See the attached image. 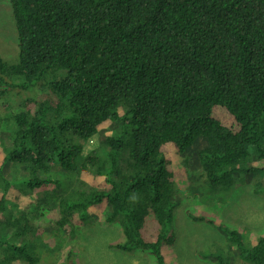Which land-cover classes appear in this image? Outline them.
I'll use <instances>...</instances> for the list:
<instances>
[{
	"label": "trees",
	"instance_id": "1",
	"mask_svg": "<svg viewBox=\"0 0 264 264\" xmlns=\"http://www.w3.org/2000/svg\"><path fill=\"white\" fill-rule=\"evenodd\" d=\"M9 2L18 56L0 55V134L12 132L0 161V264L40 261L24 239L44 234L34 225L50 221L45 209L68 235L74 220L107 211L125 237L111 247L168 264L188 183L215 195L235 174L264 173V0ZM101 131L103 145L85 149ZM8 163L28 176L8 179ZM49 184L67 188L56 205ZM33 195L49 206L31 218ZM14 198L20 215L2 217ZM190 208L191 220L224 230ZM225 230L240 260L264 264V234L246 245Z\"/></svg>",
	"mask_w": 264,
	"mask_h": 264
},
{
	"label": "rangeland",
	"instance_id": "2",
	"mask_svg": "<svg viewBox=\"0 0 264 264\" xmlns=\"http://www.w3.org/2000/svg\"><path fill=\"white\" fill-rule=\"evenodd\" d=\"M9 3V4H8ZM9 0H0V55L7 62L17 60V32L15 21L10 10ZM3 100L0 99V105ZM15 105V104H14ZM15 112V107L10 108ZM8 111L7 108H0V114ZM12 132L4 130L0 134V161L3 160L6 149L12 145ZM103 133L97 134L91 140L81 142L85 149L92 146L98 148L103 145ZM262 164L261 161L253 162ZM252 164V163H251ZM245 167H249L247 164ZM241 166V167H244ZM17 172H13V165L8 163L6 172L8 179L12 180L15 175L18 178L27 177L28 173L22 169L20 165H16ZM57 168L56 172H52L53 179L60 178L58 174L63 171ZM10 173L11 176H10ZM252 174V175H251ZM251 175V177H249ZM77 176V175H76ZM61 179H64L61 178ZM56 180V179H55ZM76 183H81L77 177ZM190 182V179H187ZM69 182L63 180V184ZM181 188L184 182H179ZM185 192L187 196L182 195L183 201L177 200L176 208L173 210V218L171 221L172 229L176 234V240L172 247L165 248V256L168 264H220L217 255L225 260L232 258L231 262L237 264H246L240 260L238 251L234 243L231 242V236L225 230L226 228L237 230V234L241 235L246 245H254L258 238L264 234V173H238L235 174L229 182L231 191L227 193L224 189H218V193L214 195L206 183L195 185L188 183ZM49 184L52 192L53 200L49 205H56L60 197L66 191V186H58ZM186 186V185H185ZM180 193L178 198L181 196ZM32 200L30 208V216H33L41 207L49 206L45 204L36 205L35 195L30 197ZM24 203L22 200L14 198V201L8 200V203L1 213L2 217L9 214L13 218H17ZM191 207L190 211L194 215H205L212 218L214 222L223 224V229L213 228L210 224L204 222H195L186 214V208ZM50 221L45 222L36 217L34 227L44 230L41 236L28 234L26 242L33 245L32 253L38 256L37 264H151V260L140 255L137 251L123 252L111 247L112 244L123 242L125 237L121 228L116 223L106 221L107 211L105 213L97 210L89 211V219L87 215L84 221L80 223L75 221L76 227L70 230L71 235L65 234L64 228L58 227L53 219L52 212L49 209ZM103 220V221H102ZM84 222V223H82ZM14 227L8 229L7 237L9 240L19 245L20 235L12 238ZM227 232V234L225 233ZM17 234V230L16 233ZM68 235V236H67ZM43 238L42 240H40ZM201 252V254H197ZM15 264H29L27 262L18 261Z\"/></svg>",
	"mask_w": 264,
	"mask_h": 264
},
{
	"label": "bare ground",
	"instance_id": "3",
	"mask_svg": "<svg viewBox=\"0 0 264 264\" xmlns=\"http://www.w3.org/2000/svg\"><path fill=\"white\" fill-rule=\"evenodd\" d=\"M2 171H3V170H2ZM11 174H12V173H10V176H11ZM5 175H6V173H5ZM5 175H4V176H5Z\"/></svg>",
	"mask_w": 264,
	"mask_h": 264
},
{
	"label": "clouds",
	"instance_id": "4",
	"mask_svg": "<svg viewBox=\"0 0 264 264\" xmlns=\"http://www.w3.org/2000/svg\"><path fill=\"white\" fill-rule=\"evenodd\" d=\"M214 228H216V227H214ZM217 229V228H216Z\"/></svg>",
	"mask_w": 264,
	"mask_h": 264
}]
</instances>
